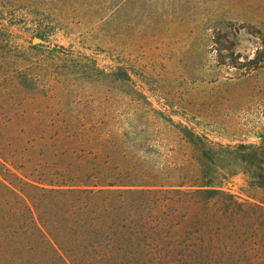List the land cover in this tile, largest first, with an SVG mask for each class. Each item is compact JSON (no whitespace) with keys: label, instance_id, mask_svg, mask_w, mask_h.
<instances>
[{"label":"rangeland","instance_id":"rangeland-1","mask_svg":"<svg viewBox=\"0 0 264 264\" xmlns=\"http://www.w3.org/2000/svg\"><path fill=\"white\" fill-rule=\"evenodd\" d=\"M263 49L264 0H0V264H61L52 244L77 264H185L208 238L194 221L264 205L239 169L208 201L115 181L188 173L187 131L264 145Z\"/></svg>","mask_w":264,"mask_h":264},{"label":"trees","instance_id":"trees-1","mask_svg":"<svg viewBox=\"0 0 264 264\" xmlns=\"http://www.w3.org/2000/svg\"><path fill=\"white\" fill-rule=\"evenodd\" d=\"M231 49L230 46H227ZM264 50V49H263ZM239 54V53H237ZM254 60V59H253ZM181 138L191 147L195 156L193 167L188 168V173H179L176 176L164 174L157 171H148L143 174H134L132 178L119 179L115 181H130L131 184L147 185H194L193 190L184 191L180 188L153 189L166 192H191L202 194L205 201H208L212 194L218 192L216 187L220 183V177L234 173L237 169L246 172L255 185H264V145H252L245 143L219 144L213 147L205 144L194 132L187 131ZM189 174L191 178L185 179ZM118 177V176H117ZM87 178L78 180L75 183H86ZM109 181V180H107ZM75 192H90L91 189L75 188ZM202 204V213L205 214V205ZM230 208V210H229ZM237 208V211H233ZM247 208L259 210L264 216V205L261 203L238 202L229 200L221 215L225 218L217 222L212 228L203 220H196L194 232L208 233V238L202 236L195 238L193 242L185 244V264H264V219L256 225L253 223L247 230L242 229L240 217L237 212ZM161 223V222H160ZM262 223V229L259 226ZM145 223L140 224L138 232L142 233L147 229ZM213 229V232L211 230ZM248 231L251 233L248 235ZM53 252L61 264H77L75 258L67 253L59 244L51 245ZM140 264H145V259L137 257Z\"/></svg>","mask_w":264,"mask_h":264}]
</instances>
